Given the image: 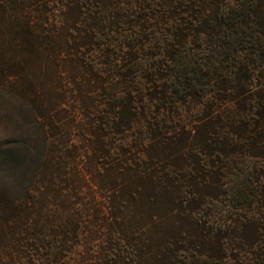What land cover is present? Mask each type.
Returning a JSON list of instances; mask_svg holds the SVG:
<instances>
[{"label": "trees", "instance_id": "16d2710c", "mask_svg": "<svg viewBox=\"0 0 264 264\" xmlns=\"http://www.w3.org/2000/svg\"><path fill=\"white\" fill-rule=\"evenodd\" d=\"M0 264H264V0H0Z\"/></svg>", "mask_w": 264, "mask_h": 264}, {"label": "rangeland", "instance_id": "374dc122", "mask_svg": "<svg viewBox=\"0 0 264 264\" xmlns=\"http://www.w3.org/2000/svg\"><path fill=\"white\" fill-rule=\"evenodd\" d=\"M33 133L27 104L10 92L0 91V149L17 148Z\"/></svg>", "mask_w": 264, "mask_h": 264}]
</instances>
